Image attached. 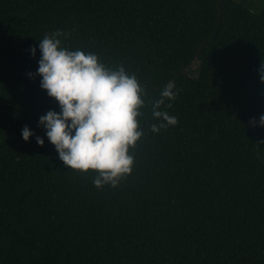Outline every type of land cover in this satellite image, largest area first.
<instances>
[{"label":"trees","instance_id":"trees-1","mask_svg":"<svg viewBox=\"0 0 264 264\" xmlns=\"http://www.w3.org/2000/svg\"><path fill=\"white\" fill-rule=\"evenodd\" d=\"M220 2L0 0V264H264V129L250 124L264 115V0ZM55 32L147 93L116 189L35 142L59 108L28 77ZM169 82L179 123L153 134Z\"/></svg>","mask_w":264,"mask_h":264},{"label":"clouds","instance_id":"clouds-1","mask_svg":"<svg viewBox=\"0 0 264 264\" xmlns=\"http://www.w3.org/2000/svg\"><path fill=\"white\" fill-rule=\"evenodd\" d=\"M61 37L67 38L55 32L39 42L38 70L28 77L40 78L41 91L58 105L59 112L50 111L39 119L37 127L44 131V139L25 126L22 140L28 143L35 137L37 146L43 148L46 139L67 170L96 174L97 190L116 189L132 174L135 159L129 152L144 137L140 121L147 93L123 66L108 68L95 54L69 51ZM29 53L35 59L37 49ZM258 75L264 84V65ZM174 89L175 84L169 82L152 103V119L159 122L151 126L153 134L178 126L177 118L164 110L177 98ZM250 124L264 129V115Z\"/></svg>","mask_w":264,"mask_h":264},{"label":"water","instance_id":"water-1","mask_svg":"<svg viewBox=\"0 0 264 264\" xmlns=\"http://www.w3.org/2000/svg\"><path fill=\"white\" fill-rule=\"evenodd\" d=\"M223 4H224V0H221L220 5H219V7H220V11H222ZM220 18L222 19V13H221V15H220ZM220 24H221V22L219 23V25H220Z\"/></svg>","mask_w":264,"mask_h":264},{"label":"rangeland","instance_id":"rangeland-1","mask_svg":"<svg viewBox=\"0 0 264 264\" xmlns=\"http://www.w3.org/2000/svg\"><path fill=\"white\" fill-rule=\"evenodd\" d=\"M192 77H195L196 75L195 74H191Z\"/></svg>","mask_w":264,"mask_h":264}]
</instances>
